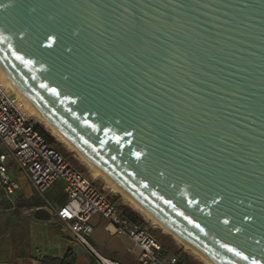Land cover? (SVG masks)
<instances>
[{
    "label": "water",
    "instance_id": "obj_1",
    "mask_svg": "<svg viewBox=\"0 0 264 264\" xmlns=\"http://www.w3.org/2000/svg\"><path fill=\"white\" fill-rule=\"evenodd\" d=\"M0 65L215 264H264V0H0Z\"/></svg>",
    "mask_w": 264,
    "mask_h": 264
},
{
    "label": "built area",
    "instance_id": "obj_2",
    "mask_svg": "<svg viewBox=\"0 0 264 264\" xmlns=\"http://www.w3.org/2000/svg\"><path fill=\"white\" fill-rule=\"evenodd\" d=\"M37 123L22 113L0 82V142L7 155H0V212L13 203L19 185L12 179L8 161L22 171L40 197L58 181L64 185L65 201L55 211L58 221L90 250L92 219L103 218L113 234L124 236L141 254L136 264H182L179 257L152 234L147 225L133 223L95 180L77 168L40 133ZM101 264H119L97 256Z\"/></svg>",
    "mask_w": 264,
    "mask_h": 264
},
{
    "label": "crops",
    "instance_id": "obj_3",
    "mask_svg": "<svg viewBox=\"0 0 264 264\" xmlns=\"http://www.w3.org/2000/svg\"><path fill=\"white\" fill-rule=\"evenodd\" d=\"M4 154L7 151L0 142V155ZM10 173L17 183L11 169ZM57 183L61 188L55 195V207L26 197L19 186L13 203L0 212V264H63L70 253L72 264H101L97 256L119 264H136L140 249L126 237L113 234L99 216L91 222L93 231L88 241L92 250L75 239L55 215L66 198L63 183L54 185Z\"/></svg>",
    "mask_w": 264,
    "mask_h": 264
},
{
    "label": "bare ground",
    "instance_id": "obj_4",
    "mask_svg": "<svg viewBox=\"0 0 264 264\" xmlns=\"http://www.w3.org/2000/svg\"><path fill=\"white\" fill-rule=\"evenodd\" d=\"M0 78L1 81L7 86L6 88H10L16 96L26 103L28 106L29 112L32 115H35L38 120L45 125L47 130L57 139L59 140L67 149L71 152H75L78 155V158L81 162L88 168L91 176L95 179L102 178L106 182V188L120 194L122 196V200L128 206H130L133 210L141 214L147 221L150 222L152 226H156L163 230L164 233L171 235L178 245L183 247L187 252L191 253L193 256L198 258L203 264H215L181 238H179L176 234H174L171 230H169L166 226H164L161 222H159L155 217H153L150 213H148L145 209H143L128 193H126L116 182H114L108 175H106L99 167H97L86 155H84L77 147L72 143L67 137H65L54 125L50 122L44 115L34 106V104L22 93V91L16 86V84L12 81L9 75L6 73L4 68L0 65ZM3 84V85H4ZM8 92V91H7ZM16 103V102H15Z\"/></svg>",
    "mask_w": 264,
    "mask_h": 264
},
{
    "label": "rangeland",
    "instance_id": "obj_5",
    "mask_svg": "<svg viewBox=\"0 0 264 264\" xmlns=\"http://www.w3.org/2000/svg\"><path fill=\"white\" fill-rule=\"evenodd\" d=\"M0 82L2 84H4L1 81L0 78ZM4 89L6 90V93L16 102L15 104L18 106L19 110L24 113L25 115H27L28 117H30L31 119H33L38 125H41L45 131H47L59 144V148L61 149V151H63V153L68 155V158L72 161L73 164H75L77 166V168L79 167L81 170L85 171L86 174L93 180L96 181V183L99 185V187L105 189V191L113 198L116 199L118 201L119 204L124 205L129 207L130 209H132L130 206H128L126 203L123 202L122 200V196L120 194H117L115 192H112L111 190L106 188V182L105 180H103L102 178H93L88 170V168L81 162V160L78 158V155L75 152H71L69 149H67L59 140H57L45 127V125H43L38 118H36L35 115H32L31 112H29L28 106L26 105V103L24 104V102L22 101V99L18 98L16 96V94L10 89V88H6L7 86H5V84L3 85ZM8 91V92H7ZM9 167L10 169L13 171L12 175L15 178V180L17 181V183L19 184V186L21 187V191L22 193L28 197V198H32V199H39L41 201H43L46 205L48 206H52L55 207L54 205V199H55V195L58 194V190L61 188V183H57L56 185H54L50 190H48L45 194V197H40L38 196L29 179L27 178V176L20 171L12 161L9 162ZM133 210V209H132ZM135 211V210H133ZM136 212V211H135ZM138 213V212H136ZM139 214V213H138ZM142 219L147 223V226L149 227V229L151 230L152 234H154L159 240L160 242L167 247L170 251H172L173 253H184L186 255H188L191 258V261H193L195 264H203L202 261H200L198 258H196L195 256H193L191 253L187 252L183 247H181L180 245L177 244V242L175 241V239L167 234L164 233L163 230H161L158 227H154L150 224L149 221H147L141 214H139Z\"/></svg>",
    "mask_w": 264,
    "mask_h": 264
},
{
    "label": "trees",
    "instance_id": "obj_6",
    "mask_svg": "<svg viewBox=\"0 0 264 264\" xmlns=\"http://www.w3.org/2000/svg\"><path fill=\"white\" fill-rule=\"evenodd\" d=\"M37 127H38V130L40 131V133L48 140V142L52 146L60 149L59 148V144L57 143V141L47 131H45V129L41 125H37ZM65 155L68 157L67 154H65ZM81 171L86 173L83 170H81ZM113 200L118 205L119 209L122 211L124 216H126L128 219H130L133 223H137V224H140V225H147V223L142 219V217L138 213H136L135 211H133L132 209H130L127 206L119 204L116 199H113ZM176 255L179 257V259H180L182 264H195L193 261H191V258L188 255L184 254V253L178 252V253H176ZM72 256L73 255L71 253L68 254V257L66 258V260L64 261L63 264H72V261H71Z\"/></svg>",
    "mask_w": 264,
    "mask_h": 264
}]
</instances>
